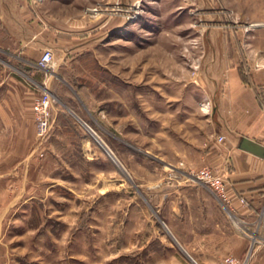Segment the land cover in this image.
<instances>
[{"label":"rangeland","instance_id":"rangeland-1","mask_svg":"<svg viewBox=\"0 0 264 264\" xmlns=\"http://www.w3.org/2000/svg\"><path fill=\"white\" fill-rule=\"evenodd\" d=\"M21 39L51 129L0 185V264H153L123 249L138 225L123 207L143 201L140 179L193 170L186 129L215 113L232 70L249 81L264 63V0H0V46Z\"/></svg>","mask_w":264,"mask_h":264},{"label":"crops","instance_id":"crops-1","mask_svg":"<svg viewBox=\"0 0 264 264\" xmlns=\"http://www.w3.org/2000/svg\"><path fill=\"white\" fill-rule=\"evenodd\" d=\"M4 16L8 35L17 40L10 27L21 28L23 20L15 22L9 10ZM31 43L0 46V53L13 62L0 65V171L8 170L0 173V185L9 181L17 155L27 153L34 135L32 103L42 89L35 84L40 69L33 65L38 52ZM223 91L215 113L202 115L186 129L183 152L189 169L208 166L222 175L234 202L226 206L188 173L140 179L143 201L123 207L129 219L138 217V225L124 228L123 249L136 250L139 260L220 264L228 255H249V264H264V158L241 147L243 138L264 146V63L252 69L249 81L232 70Z\"/></svg>","mask_w":264,"mask_h":264},{"label":"built area","instance_id":"built-area-1","mask_svg":"<svg viewBox=\"0 0 264 264\" xmlns=\"http://www.w3.org/2000/svg\"><path fill=\"white\" fill-rule=\"evenodd\" d=\"M53 52L51 48H46L42 52L37 64L39 67H46L52 60ZM51 109H52V97L47 91L41 90L40 94L35 97L32 103V112L34 117V134L40 144H42L47 136L49 135L51 129ZM223 140V137L219 138ZM43 154V151L40 152V155ZM190 177L196 178L201 183L208 186L228 207H231L234 198L229 193L228 184L225 178L217 173L214 169L208 166H204L197 171H190ZM176 178H179L175 175ZM240 201L246 205L247 202L244 198H241ZM250 256L246 257H237L235 255L226 256L220 264H249Z\"/></svg>","mask_w":264,"mask_h":264},{"label":"water","instance_id":"water-1","mask_svg":"<svg viewBox=\"0 0 264 264\" xmlns=\"http://www.w3.org/2000/svg\"><path fill=\"white\" fill-rule=\"evenodd\" d=\"M241 147L242 148H244V149H246V150H248V151H250V152H252V153H254V154H256V155H259V156H261V157H263L264 158V146H262V145H260V144H258L257 142H255V141H252V140H250V139H248V138H243L242 139V141H241ZM110 151V150H109ZM107 152H108V150H107ZM112 152V151H111ZM109 153V152H108ZM110 154V153H109ZM111 156V155H110ZM112 157V156H111ZM114 159V158H113ZM115 159H117L116 157H115ZM114 159V160H115ZM116 161V160H115ZM117 161L119 162V160L117 159ZM116 161V162H117ZM117 162V163H118ZM120 163V162H119ZM122 166V165H121Z\"/></svg>","mask_w":264,"mask_h":264},{"label":"bare ground","instance_id":"bare-ground-1","mask_svg":"<svg viewBox=\"0 0 264 264\" xmlns=\"http://www.w3.org/2000/svg\"><path fill=\"white\" fill-rule=\"evenodd\" d=\"M102 145L106 148V150H108L107 147L104 145V143H102ZM108 152L110 153V155L112 156V158H114L113 155L111 154V152H110L109 150H108ZM114 159H115V158H114ZM118 164H119V163H118ZM119 165H120V164H119ZM120 166H121V165H120Z\"/></svg>","mask_w":264,"mask_h":264}]
</instances>
